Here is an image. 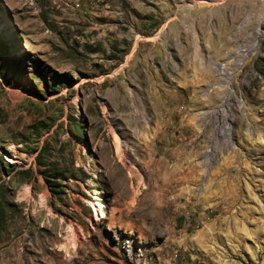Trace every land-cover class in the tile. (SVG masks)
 I'll list each match as a JSON object with an SVG mask.
<instances>
[{
    "label": "rangeland",
    "instance_id": "obj_1",
    "mask_svg": "<svg viewBox=\"0 0 264 264\" xmlns=\"http://www.w3.org/2000/svg\"><path fill=\"white\" fill-rule=\"evenodd\" d=\"M263 15L0 0V264H264Z\"/></svg>",
    "mask_w": 264,
    "mask_h": 264
},
{
    "label": "bare ground",
    "instance_id": "obj_2",
    "mask_svg": "<svg viewBox=\"0 0 264 264\" xmlns=\"http://www.w3.org/2000/svg\"><path fill=\"white\" fill-rule=\"evenodd\" d=\"M263 20H264V15H263V17H262V21H263ZM263 22H264V21H263ZM139 37H141V36H140V35H137V36H136V40H135L134 47H133V52L136 51V47H137L136 45H137V43H138V38H139ZM123 93H124V92H123ZM141 114H142V113H141ZM142 121H143V120H142ZM126 157H127V156H126ZM193 164H194V163H193ZM201 164H203V162H201ZM203 166L206 167L204 164H203ZM189 169H190V168H189ZM193 180H194V179H193ZM195 181H196V180H195ZM27 194H28V193L25 192V195H27ZM98 215H99V214H98ZM101 217H102V218H105V217H106V214H105V212H104L103 210L101 211ZM70 229H71V228H70ZM73 236H75V233L73 234ZM71 242H72V241H70V243H71ZM68 244H69V242H68ZM71 245H72V244H71Z\"/></svg>",
    "mask_w": 264,
    "mask_h": 264
}]
</instances>
